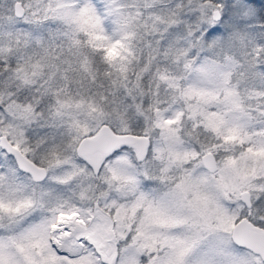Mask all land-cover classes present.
<instances>
[{
  "label": "snow or ice",
  "instance_id": "snow-or-ice-1",
  "mask_svg": "<svg viewBox=\"0 0 264 264\" xmlns=\"http://www.w3.org/2000/svg\"><path fill=\"white\" fill-rule=\"evenodd\" d=\"M0 264H264V0H0Z\"/></svg>",
  "mask_w": 264,
  "mask_h": 264
}]
</instances>
